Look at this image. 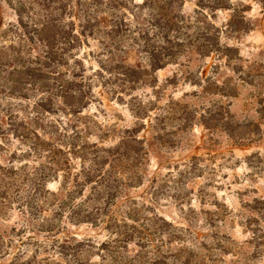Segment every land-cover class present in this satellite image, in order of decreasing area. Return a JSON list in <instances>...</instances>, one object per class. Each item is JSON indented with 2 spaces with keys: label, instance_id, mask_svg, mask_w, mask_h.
<instances>
[{
  "label": "rangeland",
  "instance_id": "374dc122",
  "mask_svg": "<svg viewBox=\"0 0 264 264\" xmlns=\"http://www.w3.org/2000/svg\"><path fill=\"white\" fill-rule=\"evenodd\" d=\"M43 141L111 153L117 213L168 224L162 264H264V0H0V177L49 165Z\"/></svg>",
  "mask_w": 264,
  "mask_h": 264
},
{
  "label": "trees",
  "instance_id": "16d2710c",
  "mask_svg": "<svg viewBox=\"0 0 264 264\" xmlns=\"http://www.w3.org/2000/svg\"><path fill=\"white\" fill-rule=\"evenodd\" d=\"M17 11L20 23L25 24L27 18L22 9ZM46 58L51 62L56 59ZM31 71L27 72L30 77L38 78L39 69ZM61 97L73 111L83 107L84 94H77L70 83L64 87ZM48 107L44 110L50 111L52 105ZM43 142L44 146L37 143L34 151L52 153L49 165L35 168L31 177L27 174L24 179L16 180L25 170L2 169L0 264H162L159 250L154 251L155 238L164 231L162 225L168 224H161L158 219L150 220L149 225L141 224L133 218L135 210H128L124 215L117 213L122 202V184L112 171L105 169L106 156L111 153L95 150L89 156L86 147L79 146L80 150H76L71 142L66 147L68 155L60 160L51 150L50 142ZM15 204V214L22 224L2 223L7 221V213ZM81 224L103 226L109 240L94 243L70 237L68 227ZM145 240L147 244L143 245Z\"/></svg>",
  "mask_w": 264,
  "mask_h": 264
}]
</instances>
